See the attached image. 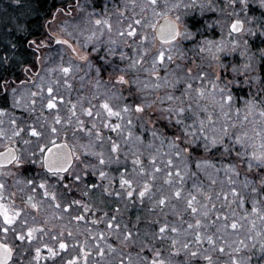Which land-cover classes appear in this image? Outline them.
<instances>
[{
	"label": "trees",
	"instance_id": "1",
	"mask_svg": "<svg viewBox=\"0 0 264 264\" xmlns=\"http://www.w3.org/2000/svg\"><path fill=\"white\" fill-rule=\"evenodd\" d=\"M75 1L78 0H19V3L17 0H0V86L12 84L14 87L24 84L21 81L23 73L35 63L34 55H38L32 41L43 37L45 24L53 17L55 11ZM174 1L175 9H178L174 15L179 17L184 25L183 31L187 30L191 37L177 42L178 46L172 52L175 58L169 66L165 65L166 62L157 64L153 71L152 63L151 68L147 70H144L145 65L139 68L138 65L141 64L134 65L133 61L123 63L119 56L108 54L111 46L107 36L101 40L99 48L93 47L96 52L90 66L92 75L98 81V87L120 90L124 94V91L134 87V77H143L147 82L141 85L139 83L141 103L151 104L157 111L151 115L152 110L146 108L142 113L141 126L135 112L124 114L123 131L120 133L104 126L107 120L100 110L99 119L95 115L84 117V114L70 117L75 118V123L85 133H81L83 135H80V141L86 144L85 138L89 137L92 150H87L86 158H82L80 164V159L77 162L79 169L84 164L89 165L86 169L87 175L78 182L68 178V187L65 190L72 194L71 201H80L79 204H71L76 210V215L85 216V223H88L87 219L91 222L92 236L86 234L88 225H84L83 220L79 222L82 224L79 225L78 232L82 228L85 236L82 234L77 239H69L68 232L61 229V234L66 235L62 242L68 244V252L61 257V264H68V261H74L75 264H119L121 258L127 264L129 255L132 264H141L139 257H147L150 261L154 258V250L161 252L160 259H163L165 264H208L206 256H211L212 264H235L236 261H240V264H264V204L257 205L260 208L259 213L252 211L253 200L264 201V193L256 194L243 187L241 182L246 174L249 179L255 177L253 173L246 172L242 162L239 177L227 171L230 164L237 163L235 151L225 154L221 145L206 151L203 138L213 134L214 130L219 135V130L226 128L228 136L224 137L225 143L234 145L235 150L239 151L240 145L235 144V136L245 132L251 134L253 128L259 129L264 125V58L261 56L264 52V35L256 31L264 22V8L260 6L259 0H249L245 10H242L240 0H236L234 4L231 0ZM78 3H82L89 11L102 13L107 19H112L114 15L115 8L109 0H79ZM237 19L243 21L246 27L244 35H234L229 29L230 24ZM101 29L110 31L106 26ZM249 29L256 31V35H251ZM100 32L103 33L102 30ZM114 36L117 40L122 35L117 32ZM139 41L141 42L140 39ZM221 42L225 47L223 52L217 51L216 47ZM13 44L16 45L15 48L12 47ZM213 56L219 59H214ZM138 60L135 59V62ZM249 63L252 67L246 68L245 65ZM221 64L226 65L227 70H224ZM233 68L236 69L235 72L232 71ZM47 70L45 73L50 71ZM120 75L129 80L128 85L118 82ZM157 76L160 77L159 80ZM216 76H220L221 80L217 81ZM39 82L44 87L45 94L48 87H51H46L48 83L55 84L56 92L66 91L65 97L68 96L70 88L74 95L76 94V84L72 80L64 79L61 84L55 77L48 80L42 78ZM226 82H230L228 89L233 99L230 104L221 107L215 102L219 100V94L216 93L213 98L212 84L224 87ZM189 84L191 88L188 87ZM201 89L205 91L204 97L199 95ZM130 92L136 93L133 88ZM93 93L95 96L88 95L89 101L92 106L96 103L98 107L99 103L105 100L100 99L101 90H93ZM151 93L155 94V99H148ZM56 97L57 102L64 104L63 96ZM66 99L69 102L66 109L68 113V106L71 101L75 102V98ZM120 102L122 103L121 99ZM125 103L131 106L137 102L132 97L127 98L121 106ZM170 107L185 109L180 117L183 124L176 123L175 112L169 114L166 111ZM168 115H171V120L165 119ZM128 118L132 119V125L127 124ZM78 119L84 122L83 126L78 123ZM200 120L205 122L203 132L198 130ZM111 121L113 124L120 122L115 117H112ZM94 122L98 127L93 128ZM186 126L189 132L195 133V137L185 136L183 129ZM153 130L156 131V136H153ZM128 131L133 134L130 140L127 139ZM177 136L180 137L179 140H176ZM193 139L195 143L188 145V140ZM113 141L119 145L118 153L111 150ZM173 142L186 151L177 156L178 149L172 146ZM92 153H103L105 159L118 155L119 161L99 165L97 157ZM136 160L141 163H134ZM169 160L172 161L171 164L168 163ZM197 164H200V167H197ZM133 167L139 173L137 176L144 174L145 179L141 178L144 185L149 186V191L143 198L139 196V192L143 190L144 185L138 187L135 179H131ZM154 169L160 171L156 172ZM100 170L107 173L106 178L101 179ZM169 172L172 173L171 176L168 175ZM122 177L132 181L131 189L127 185H121ZM229 178L234 183H231ZM168 180H171V183H168ZM92 185L96 187L93 188ZM233 188L241 193V197L232 195ZM130 190L133 192L131 197L127 195ZM176 191L181 193L179 198L174 195ZM193 196L196 198L194 205L198 208L196 213H192L188 207V201ZM161 198L166 199L165 205L158 203ZM241 199L243 203H239ZM86 200L89 201L90 209L88 217L83 211ZM234 200L237 202L234 203ZM236 207L243 209L240 210L239 219L232 221V212ZM205 212L208 213L207 216L204 215ZM113 217L114 223L120 225L119 229L107 227ZM197 220L201 222L199 226H196ZM94 221L98 222L93 223ZM237 221L242 223L241 226H244L248 233L241 237L237 234L228 237L225 228ZM165 224L169 229L175 227L179 231H168L163 234L164 239L161 240L159 228ZM189 224L193 227L188 228ZM127 231L134 234V243L138 246L120 243ZM99 233L104 234L102 239ZM197 236L202 238V243H197ZM209 236L214 244L208 242ZM89 238L94 245L93 251L88 250ZM173 240L177 241L175 247ZM75 244L78 248L77 252L73 253L71 248L75 247ZM184 244L189 245L188 249L183 247ZM83 245L86 250L81 254ZM109 245L116 251L113 252ZM98 248L103 249V256L98 254ZM220 248L224 251L220 252ZM191 251L197 252L198 255L191 257ZM85 252L88 253L86 261Z\"/></svg>",
	"mask_w": 264,
	"mask_h": 264
},
{
	"label": "rangeland",
	"instance_id": "2",
	"mask_svg": "<svg viewBox=\"0 0 264 264\" xmlns=\"http://www.w3.org/2000/svg\"><path fill=\"white\" fill-rule=\"evenodd\" d=\"M109 2H112V5H114L112 7L115 8L112 19H107L102 13H98L94 10L89 11L85 9L82 3L79 5L78 1L71 2L69 5L61 7L59 10L55 11L53 17L45 24V34L42 38L36 40L39 47L33 46L39 56L34 55L33 62L35 63H32L29 69L25 70V73H23L24 76H22L21 81L24 84H21L20 86L15 84L16 86L14 87L12 84L0 86V132L3 133V135H0V152L6 148L14 147L18 150L19 155H21L24 159V163L22 165L14 164L11 168L0 169V173H4L3 175H0V183H3L5 186L3 189V196L4 198H8V202L11 200L14 201L15 204H26L24 206L25 212L31 213V215L28 216L29 224L38 227H45V225H47V229H45L46 235H48V229L51 232V228L54 229L57 223L60 224L61 229H65L68 233H72V235L69 236L70 238H74V232L75 234H83V230L79 233L78 229L80 224H74L77 228V230L74 231V226H72L73 222H69L70 216L76 212L73 207L71 209L74 211H63L69 198V193L65 190L66 188L64 185H66L68 178L71 179V175L68 174L67 179L61 182L56 177L49 176L44 172V169L41 166L42 154L38 147V145L40 147L43 146V141H41L39 137L31 136V128L35 127L37 130L47 131L55 123V118L59 116L60 123L56 126L60 129V135L59 137L53 138L56 139L57 142H67L72 147L73 152L79 156L80 164L82 162V158H86L85 149L92 150V148L89 144L90 142L88 141L90 140L89 137L85 138L86 144L80 141L79 137L80 135L82 136L83 134L81 133L84 132L81 130L80 126L75 123V118H70L71 116H74L72 105L76 106L75 115L84 114V117L85 115L87 116L84 111L87 108H92L94 113L99 110L104 113L100 107L103 102H100L97 107L96 103L92 106L89 101V96H95L93 90L98 89L101 90L100 99L107 100L113 107L116 108V110H119L122 107V103L127 101V98L132 99L133 97V100H136L137 103H141L139 83L141 85V83L147 82V79L143 77H140L139 79L138 75L136 76L137 80L136 77L133 78L132 81H138L139 83H135L134 87L132 86L130 88L135 90L139 98H136V93L130 92V90L124 91L123 94L120 90H108V88H105L104 86L99 88L98 81L92 75V68L90 66V64L92 65L93 58H95L93 55L96 52L93 47L98 46L99 48L102 44L101 40L107 36L109 46H111V49L114 50V56H119L123 63H129L131 61L135 62V59L142 60L143 62L139 63L141 65L138 66L140 68V66L145 65L144 70L151 68L150 64L155 57L156 49L160 47L159 42L155 43V45L152 43L153 29L148 27V22L153 19V10L149 7L148 0H109ZM159 3L163 5L164 0H159ZM167 3V8L161 7L158 8L157 11H165L168 16H173L176 19L177 17L174 14L177 13L178 9L172 7V5H176L175 1L167 0ZM105 18L112 24L111 30L109 32L107 31L108 34L106 30L104 31V29H101L102 27L104 28V26H96L94 23L96 19L104 20ZM136 20H141V24L137 25L135 23ZM178 22L181 32H184L183 23L181 20H178ZM129 26L136 30L137 35L135 37L127 34L130 30ZM244 28L246 30V27ZM101 30L103 33L100 32ZM117 32L124 33V35L115 40L114 35L117 34ZM244 32H242V34ZM69 33H71V35H69ZM144 35L149 37L147 43L143 42ZM90 36L92 39H89ZM57 37L68 40L69 44H57ZM138 39H140L141 42H138ZM182 39L183 37H181L178 41H181ZM69 45H71V47H69ZM54 46H57V48H54ZM72 48H75L80 55L87 56L88 59H80L76 53L72 52ZM145 50H147V55H145ZM174 50L175 48L173 51ZM171 55L175 58V55L172 53ZM164 62H166L165 65L168 66L169 63H171V61L169 62L167 60ZM67 66H70L72 71L70 74L65 75L61 71V68ZM47 69L50 71L45 73ZM94 69L96 70V68ZM136 71L138 72V67ZM55 77H57L61 84L64 79L72 80V82L76 84L75 95L73 91L70 90L71 88L68 90L69 93L67 97L70 100H72V97L75 98V102L71 101L72 103L70 102V105L68 106V113H66L67 103H69L66 99L67 97H65L66 91H58L59 93L56 92L57 87L52 83H48L46 87L51 86L53 88L51 98L56 102V108L49 109L47 107L50 94L48 91L46 94L43 92L44 87L41 85L39 80L42 78L48 80ZM56 96H63L64 104L57 102ZM149 97L148 99H155V94L151 93ZM120 99L122 103L120 102ZM33 101H35V103H33ZM150 110H152L151 115L155 114V111H157L155 106L151 107ZM136 116L139 117L141 126V120L143 117L142 113H136ZM12 121H15V123H12ZM96 127H98V125ZM13 131H19L20 134L18 136H14ZM94 132L96 131L94 130ZM25 140H28L29 143L25 144ZM32 153H35V155L33 156ZM29 158L35 162H29ZM79 164H76L74 167L77 172L80 171L78 168ZM26 173L29 174L30 178H26ZM136 174L139 173H137V170L133 167L131 179H135L138 187H142L144 185V180L141 177L145 179L144 174L140 177ZM28 180H34L37 183L46 181L50 190L56 193V201L43 197L41 194L43 190L41 189L36 188L33 190L34 185L27 184L26 181ZM29 195L33 196L34 202L39 204V211L31 209L30 205L27 204V197ZM56 203H59L61 206L56 208L54 206ZM67 208L68 207H66V210ZM235 209L236 210L232 212V216L234 217L232 221L239 219L240 210L243 208L236 207ZM56 214L57 216H60L59 220L55 217ZM32 216H35L34 221ZM39 216H41V219H39ZM236 224L237 228L235 229L231 227V224L229 228H225V232L229 234L228 237H233L235 234L241 237L248 233V231L244 230V226H241V222L237 221ZM50 234H52V232ZM83 235L85 236V234ZM64 236L65 234H62V239ZM38 243H47L45 236L44 238L42 237V241L39 237V240L36 241L35 244L38 245ZM49 243L51 242L49 241L48 244ZM131 244L138 246L137 243ZM83 246L84 248L82 249L81 254L86 250V246ZM77 248L78 246L72 247L71 251L75 253L77 252ZM90 248L93 251L94 245ZM56 250L59 252V247H57ZM67 252L68 248L66 249V252L63 250L62 255ZM40 260L44 261L43 264H53L57 258L53 260V258L50 257L48 259L46 256H42L41 252ZM31 261L33 263L35 262L32 259Z\"/></svg>",
	"mask_w": 264,
	"mask_h": 264
},
{
	"label": "snow or ice",
	"instance_id": "3",
	"mask_svg": "<svg viewBox=\"0 0 264 264\" xmlns=\"http://www.w3.org/2000/svg\"><path fill=\"white\" fill-rule=\"evenodd\" d=\"M231 2L234 4L236 3V0H231ZM17 3H19V0H17ZM240 3L242 5V10H245L248 8L249 5V0H240ZM260 6L264 8V0H259ZM148 5L149 7L152 8L153 10V19L152 21L148 22V27L153 29V34H152V43L155 45V43L159 42L160 47L156 49V55L152 60V65H153V71H155V67L157 64H163L165 60L167 61H172L173 56L171 55L172 51L174 48H176L177 41L183 37L185 39H188L191 37V33H189L187 30L184 32H181L180 30V25L177 23L179 20V17H177L175 20L171 19L165 11H157L158 8H167L168 3L167 0H164V4L161 5L159 3V0H148ZM172 7H176V5H172ZM187 7V5H185ZM163 19L164 23L160 24L159 20ZM95 25L97 26H106L109 30L112 28V24L109 22V20L104 19H96L94 21ZM135 23L137 25L141 24V20H136ZM130 30L128 31V35L135 37L137 35L136 30L132 29L131 26H129ZM232 31L233 32H242L243 31V22L239 19L236 20L235 23L231 25ZM256 31H259L261 35H264V22L261 23V26L259 29ZM256 31L253 29H249V33L251 35H256ZM121 35H124V33H120ZM71 35V33H69ZM231 35V33L229 34ZM91 39V37H89ZM149 40V37L147 35L143 36V42L147 43ZM56 43L57 44H63V45H68L69 42L66 39H60L59 37L56 38ZM32 45L39 47L37 45L36 41H32ZM167 46V47H166ZM13 48L16 47L15 44L12 45ZM71 47V45H69ZM217 51L223 52L225 51V47L223 45V42L218 44L217 46ZM234 47V46H233ZM72 52L76 53L80 59L82 60H87L88 57L84 55H80V53L77 52L75 48L71 49ZM211 51V49H209ZM108 54L112 55L114 54V50L109 48ZM145 55H147V50H145ZM262 58H264V52L261 53ZM123 58V57H122ZM214 59H219L216 56H213ZM251 59V58H249ZM142 60H138L134 62L135 64L142 63ZM133 65V66H134ZM221 67L224 68V70H227V66L221 64ZM246 68H251L252 65L251 63L245 65ZM117 71L119 69H116ZM61 71L65 74L68 75L71 73L72 68L69 67H62ZM233 72L236 71L235 68L232 69ZM97 72H99V69H97ZM157 79L159 80L160 77L157 76ZM216 80L219 81L221 80L220 76H216ZM121 85H128L129 80L125 78L124 75L119 76V81ZM59 83V82H57ZM133 83H139L138 81H133ZM228 83L226 82L224 87H220L218 84L213 83L212 84V90H213V98L216 93L219 94V100L215 101L216 103H219L221 107H223L226 104H230L232 101L233 97L230 94V91L228 89ZM159 85H157L158 87ZM189 88H191V85H188ZM48 93L50 94V98L47 103V107L49 109H54L56 108V102L54 99L51 98V94L53 93V88L48 87L47 89ZM131 91V88H130ZM199 95L201 97L205 96V91L203 89L200 90ZM169 99H172V97H169ZM35 103V101H33ZM75 105H72L73 109V115H75ZM101 109L104 111V117L107 120V123L104 124L105 127L110 128L113 131H116L117 133H120L123 131L122 125L125 120V115L124 114H129L132 112L135 113H144L146 108H151V104H145V103H133L131 106H129L127 103H125L119 110H116L115 107H113L107 100H105L101 105ZM87 114V116L92 117L93 115L96 116L97 119L100 118L101 113L96 112L94 114L92 108H87L84 110ZM166 111L171 114L175 112L176 114V123L177 124H183V120L180 118L182 114L184 113L185 109L184 108H168ZM264 115V113H262ZM115 117L119 123L113 124L111 121V118ZM139 119V117H138ZM165 119L171 120V115H168L165 117ZM12 123H15V121H12ZM60 123V117L57 116L55 118V123L47 130H37L35 127H32L30 132L31 136L33 137H39L41 141H43V146L39 147V151L42 154V159H41V166L46 169L47 173H50L53 177H56L59 181L63 182L65 179H67V176L64 174H70L72 181L73 182H78L82 181L83 177L87 175L86 169L89 167L88 164H84V166L80 169L79 172H77L73 168V161L74 160H79V156L76 155L72 149H70L67 145V143H61L58 144L56 139L53 137H59L60 135V129L56 126L57 124ZM78 123L83 126V121L78 119ZM103 123V121H101ZM209 123H211V120H209ZM127 124L132 125V119L128 118L127 119ZM204 124L205 122L203 120L199 121V131L203 132L204 131ZM93 128H96V124H93ZM22 131V130H21ZM183 132L185 136H193L195 137V133H191L188 131V127L186 126L183 129ZM220 134L217 135L215 133V130L213 134L211 135H205L203 138L205 140L204 144V149L206 151H210L212 148H216L218 145L223 146V150L225 154H230L231 152L235 151V156L237 158V163L235 164H230L228 166L227 171L233 173L235 176L239 177L240 176V171L239 168L241 166V162L243 163L246 172L247 173H253L254 174V179H249L247 174L245 175L244 180L241 182L243 187L245 189H250L251 192L260 194L264 193V125H262L259 129L253 128L251 134L245 132L239 136H235V144L240 145V150L236 151L234 145H229L226 144L224 141V137L228 136V131L226 128H221L219 130ZM20 134L19 131H13L14 136H18ZM0 135H3L2 132H0ZM132 132L128 131L127 132V139L132 138ZM157 133L155 130H153V136H156ZM235 135V134H233ZM97 136L99 138V133H97ZM111 139V138H109ZM137 139H140V137H137ZM180 137L177 136L176 140H179ZM25 144H28L29 141L25 140ZM195 143V140H188V145H192ZM173 147L177 148L178 151L176 152V155L179 156L181 152L186 151V149H180L179 145L173 142L172 144ZM112 152L118 153L119 152V145L115 143L114 141L112 142ZM87 152V149H85V153ZM46 153V155H44ZM83 154V153H82ZM34 156L35 153H32ZM92 155H95L97 157V160L99 162V165H106L108 163L112 162H118L119 161V156H115L114 158H109L105 159L103 153H92ZM15 163L16 165H22L24 163V159L21 155L17 154L16 150L9 147L6 152L0 153V167H3V163ZM29 162L34 163L35 161H32L29 158ZM134 163L139 164L141 161L136 160ZM169 164L172 163L171 160L168 161ZM153 164H155V161L153 160ZM197 167H200V164H197ZM214 167V166H213ZM143 171V169H142ZM154 171L158 172L160 169H154ZM4 173H0V175H3ZM179 173H177L178 175ZM169 176L172 175L171 172L168 173ZM99 176L101 179H104L107 177V173L104 171L100 170L99 171ZM153 179H155V175H153ZM230 179L231 183H234V181ZM168 183H171V180L167 181ZM27 184L29 185H34V189L36 188L43 190L42 191V196L50 198L52 201H56L57 195L54 191L50 190L49 185L46 181H41L37 183L34 180H28L26 181ZM121 185H127L129 189L132 188V181L129 179H124L123 177L121 178L120 181ZM4 184L0 183V233L3 234V240H0V264H33L31 260L27 259L28 253L30 251H34V260L39 261L41 259V252L42 248L40 246H36L33 248V241H38L39 237L41 235L46 234L45 227H38V226H32L29 225L28 222V216L31 215V213H26L25 209L23 207H16L14 201H9L8 203L4 202V196H3V189H4ZM65 188L68 187V185H64ZM93 188L96 187V185H92ZM149 191V186L147 184L144 185V188L142 191L139 192V196L143 198L145 194ZM87 194V193H85ZM127 195L131 197L133 195V192L130 190L127 192ZM176 198H179L181 193L180 191H176L174 193ZM232 195L234 197H241V193L236 191L235 188L232 189ZM195 197L193 196L189 201H188V207L191 210L192 213L198 212V208L195 207L194 202H195ZM211 199V197H209ZM234 203L237 201H233ZM72 204H79L80 201H72ZM158 203L160 205H165L166 204V199L161 198ZM239 203H243V199L239 201ZM27 204L30 205L31 209H35L36 211H39V204L34 202V197L29 195L27 197ZM258 204H264V201H259L254 199L253 200V207L252 211L259 213L260 208L257 207ZM56 208H59L61 205L59 203H56L54 205ZM71 207V204L69 205V208ZM84 212L90 211V209L87 206L83 207ZM207 212L204 213L205 216H207ZM264 218V217H262ZM33 221L35 220V216H32ZM77 221L84 220L83 215H77L75 217ZM227 219V217H225ZM115 217L112 218V222H109L107 224V227L109 229H119L120 225L114 223ZM98 221H94L93 223H97ZM200 221H196V226L200 225ZM255 226V225H253ZM193 225L189 224L188 228H192ZM231 227L233 229L237 228L236 223H232ZM171 231V232H178L179 229L172 227L169 229L168 225L165 224L164 226H161L159 228V234H160V239H164V235L166 232ZM62 235V234H61ZM69 236L72 235L71 232L68 233ZM101 239L103 238L104 234L99 233L98 234ZM137 236L139 235L138 233L136 234ZM134 234L131 231H127L123 235V239L120 240V243L122 244H127V243H134L133 239ZM9 237H11V240L13 242H8ZM119 239V237H117ZM95 239V238H93ZM56 241L59 245L60 250H66L68 248V244L65 242H62L60 239V236L56 237ZM197 243H202L203 240L200 236L196 237ZM19 242V243H16ZM208 242L213 243L214 241L212 238L209 236L208 237ZM173 247H175V244L177 241L173 240ZM183 247L185 249H188L189 245L184 244ZM43 248L47 249V252L50 257L53 259L56 258L58 255L57 250L54 247H50L47 243L43 244ZM109 248L114 252L116 251L115 248H112L111 245H109ZM220 252H223L224 249L220 248L218 249ZM177 250V254H178ZM98 254L100 256L104 255L103 249L98 248ZM88 253L85 252V261L87 258ZM139 255V253H138ZM189 255L191 257H196L198 255L197 252L191 251L189 252ZM161 252L159 250H154V258H152L150 261L147 259V257L140 256V262L141 264H165V261L163 259H160ZM205 259L208 261V264H212V258L211 256H206ZM68 264H75L74 261H68ZM119 264H125V260L123 258L120 259ZM127 264H132V258L129 255ZM235 264H240V261H236Z\"/></svg>",
	"mask_w": 264,
	"mask_h": 264
},
{
	"label": "flooded vegetation",
	"instance_id": "4",
	"mask_svg": "<svg viewBox=\"0 0 264 264\" xmlns=\"http://www.w3.org/2000/svg\"><path fill=\"white\" fill-rule=\"evenodd\" d=\"M79 1V0H78ZM80 1H84V0H80ZM175 18V17H174ZM18 151V150H17ZM18 154H19V152H18ZM45 154V153H44ZM15 164V163H14ZM13 164V165H14ZM76 164H77V160H74V165H73V168L76 166ZM12 165V166H13ZM11 166V167H12ZM11 167H7V168H2V169H8V168H11ZM43 168V167H42ZM44 169V168H43ZM75 169V168H74ZM44 172L45 173H47V171H45V169H44ZM27 174V177L26 178H30V176H29V174L28 173H26ZM49 176H52L50 173H47ZM64 175H66V176H68V174H64ZM67 191V190H66ZM68 193V192H67ZM72 198V194L71 193H69V198H68V202H67V204L65 205V207H64V209H63V211L64 212H67V211H74V210H72L71 208L73 207L72 206V204H71V199ZM87 201V203H86V206L89 208V201L88 200H86ZM4 202L5 203H8V198L7 197H5L4 198ZM18 202V201H17ZM71 204V207L69 208V205ZM26 204H21V205H19V203L18 204H15L14 206H16V207H23V208H25L24 206H25ZM66 207H68L67 208V210H66ZM85 213H87V217L89 216V213H90V211H88V212H85ZM77 215H76V212H74V214H72L71 216H70V218H69V222H73L72 223V226H74V224L76 225V224H82V223H79L80 221H77L76 219H75V217H76ZM55 217H57V220H59L60 219V216H57V214L55 215ZM39 219H41V216H39ZM43 219H44V217H43ZM45 220H46V218H45ZM85 221V216H84V220H83V222ZM87 222L88 223H85L84 222V225H88L87 226V229L85 230V232H86V234L89 236V237H91L92 236V233H91V222H89V219H87ZM30 225V224H29ZM82 226V225H81ZM61 226H60V224H58L57 223V225L55 226V228L54 229H52L51 228V232H52V234H50L51 232H50V230L48 229V235H46V234H44V235H41L40 236V240L42 241V237L44 238V236H45V238H46V241H47V244H48V242L50 241L51 243H49L48 245L50 246V247H54L55 249L57 248V247H59V245H58V243L57 242H55L56 241V237L58 236V235H60V239L62 240V235H61V232H62V230H61V228H60ZM80 228V227H79ZM86 228V227H85ZM84 228V229H85ZM45 229H47V225H45ZM83 229L81 228L80 229V232L79 233H81V231H82ZM74 231H76V227L74 226ZM84 232V231H83ZM58 234V235H57ZM74 234V238L73 237H71V238H73V239H77V237H79V236H81L82 234H75V232L73 233ZM66 236V235H65ZM3 234L2 233H0V240H3ZM70 237H69V239H71ZM8 242H13L12 240H11V237H9V241ZM35 242L36 241H33V248L34 247H36V246H40L41 248H42V256H46V258H50V256H49V254H48V252H47V249L46 248H43V244H39L38 243V245H36L35 244ZM87 244H88V247H89V245H90V247H92L93 246V244H91V238H89L88 240H87ZM16 243H19V242H16ZM75 246H78V245H76L75 244ZM89 250H92L91 248H89ZM62 252H63V250H60L59 252H58V255L56 256V258H57V264H61V257L63 256L62 255ZM55 258V259H56ZM27 259L28 260H34V251H30L29 253H28V256H27ZM54 260V259H53ZM35 262L33 263V264H43L44 263V261L43 260H39V262H37L36 260H34ZM55 262L56 261H54L53 262V264H55Z\"/></svg>",
	"mask_w": 264,
	"mask_h": 264
},
{
	"label": "water",
	"instance_id": "5",
	"mask_svg": "<svg viewBox=\"0 0 264 264\" xmlns=\"http://www.w3.org/2000/svg\"><path fill=\"white\" fill-rule=\"evenodd\" d=\"M170 17V16H169ZM171 19H173V20H175V18L173 17V16H171L170 17ZM236 21H234V22H232L231 24H230V27H229V29H231V32L234 34V35H238V34H240V33H242L244 30H245V25H244V23H243V31L242 32H233L232 31V28H231V25L233 24V23H235ZM243 22V21H242ZM159 23L160 24H163L164 23V21H163V19H160L159 20ZM177 23H179L178 21H177ZM58 144H61V143H65V142H57ZM67 143V142H66ZM67 145H68V147L70 148V149H72V147L67 143ZM11 148H13V149H15L14 147H11ZM7 149L8 148H6L5 150H3V151H1L0 153H4V152H6L7 151ZM16 150V152H17V154H18V151H17V149H15ZM44 155H46V153L44 154ZM14 163H12V164H9V163H3V167H0V169H2V168H7V167H11L12 165H13ZM73 165H74V161H73ZM45 171H46V169H45Z\"/></svg>",
	"mask_w": 264,
	"mask_h": 264
}]
</instances>
